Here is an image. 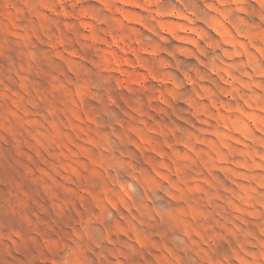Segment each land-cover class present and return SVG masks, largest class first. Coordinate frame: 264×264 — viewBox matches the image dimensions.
<instances>
[{"label":"rangeland","instance_id":"1","mask_svg":"<svg viewBox=\"0 0 264 264\" xmlns=\"http://www.w3.org/2000/svg\"><path fill=\"white\" fill-rule=\"evenodd\" d=\"M0 264H264V0H0Z\"/></svg>","mask_w":264,"mask_h":264}]
</instances>
